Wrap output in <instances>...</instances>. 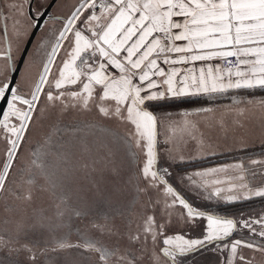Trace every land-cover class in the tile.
<instances>
[{"label":"snow or ice","instance_id":"snow-or-ice-1","mask_svg":"<svg viewBox=\"0 0 264 264\" xmlns=\"http://www.w3.org/2000/svg\"><path fill=\"white\" fill-rule=\"evenodd\" d=\"M52 6L39 0H0L8 45L0 50V99L6 101L0 107L3 210L12 213L30 203L41 187L37 177L65 202L78 174L90 178L96 171L98 161L90 162L84 140L64 139L69 129L58 119L45 127L57 110L63 114L71 108L122 128V133L103 129L124 147L127 184L134 193L130 204L115 213L136 209V219L134 229L128 220L126 243L56 240V248L83 247L96 254L94 264H186L191 253L215 245L219 264H264V210L259 215L230 211L236 203L264 201V158L181 168L192 158L179 152L178 141L195 140L205 155L216 154L211 143L205 147L204 132L193 117L214 114L217 106L176 112L162 107L231 94L223 111L245 117L250 106H259L264 112V98L239 95L264 91V0H76L62 15L49 12L38 25L44 9ZM9 20L17 52L34 28L42 30L19 78L13 75ZM235 123L246 127L239 119ZM34 129L40 139L33 142L29 135ZM24 153L27 160L21 159ZM25 175L28 179L21 183ZM104 219L92 227L121 235L119 226ZM244 231L247 238L233 239ZM19 238L18 227L9 239L0 237V248L9 253L23 249L30 264H37L33 247L16 246Z\"/></svg>","mask_w":264,"mask_h":264},{"label":"rangeland","instance_id":"rangeland-1","mask_svg":"<svg viewBox=\"0 0 264 264\" xmlns=\"http://www.w3.org/2000/svg\"><path fill=\"white\" fill-rule=\"evenodd\" d=\"M36 2V0H34ZM49 0H39L41 4H48ZM50 12H55L59 15L64 13L68 7L76 0H57ZM35 4V3H34ZM56 5H63L64 7L56 8ZM6 14V13H5ZM45 22V21H44ZM43 22V24H44ZM42 24V25H43ZM60 25L57 24L56 27ZM4 20L0 17V50L6 49V44L3 40ZM41 28L37 32L30 49L25 59L29 58V53L33 51L34 44L41 33ZM8 35L12 47V54L14 62L17 63L23 47L28 39L24 38L21 45V51H16L17 37L13 34L12 21H8ZM8 46V45H7ZM61 56L63 53L60 54ZM24 59V61H25ZM38 61L39 57H35ZM2 63V61H0ZM24 62L21 68H24ZM20 71L18 74L19 78ZM195 103L174 104L167 106L171 111H178L180 108H195ZM59 121L62 128H67L69 131L64 132V139H69L75 136L78 140L82 139L86 142L88 149V158L95 159L98 163L95 165L96 171L91 173L90 178H81L73 181L71 191L65 202H61L59 193L53 195L47 191V183L43 177H37V184L41 187L37 189V194L30 203L22 204L20 207L12 212L6 213L3 210V203L0 201V237L5 240L16 234L17 228L20 230L19 245L29 244L33 247L37 255V264H94L96 254L85 250L83 247L74 248H56V240H66L68 243L81 245L85 242V238H90L93 241L99 242L105 246H111L115 242H127L128 220H132L131 228H135V211H124L123 215H117L115 209L120 208L122 211L126 205H129L134 193L131 187L127 184V177L129 175L127 169V161L124 147L121 144L114 143L111 136L103 129H116L121 131L122 128L114 121L98 120L92 113H82L69 108L63 114L57 110V115L51 120H46L45 127L52 121ZM78 129V131H71ZM40 139L36 129L29 135L30 141H37ZM27 147V146H26ZM79 146L78 145V149ZM262 152V153H261ZM187 160L181 168H187L189 171L195 170L192 167L194 164L186 165L197 160H204L206 158H218L216 164L201 166L213 167L218 164L233 163L234 161L243 158L245 162L250 159L264 158V146L257 148H249L247 150L236 153H221V154H199L195 152L181 153ZM21 159L27 160L26 153L21 155ZM25 175L21 183L27 180ZM27 187V185H25ZM193 203H200L199 199L191 192L181 189ZM255 200V199H254ZM253 201V200H252ZM248 202V201H246ZM239 207L243 208L237 212H244L246 214L259 215L264 210V202L259 206L247 205ZM80 212L81 215L76 213ZM107 216L108 222L119 226L121 235H113L107 232L101 233L98 229L93 228L92 224H102L105 222L104 217ZM9 221L5 223V221ZM79 233H83L81 236ZM193 236L196 233H192ZM247 238V232H238L233 239ZM215 245H210L206 249H201L197 252L191 253L186 257V264H219L221 256L218 252L212 249ZM56 248L55 251L52 249ZM41 249L44 252L41 253ZM203 251V254L200 252ZM246 254L247 250H246ZM0 260L6 262L19 261L20 264H30L28 254L21 249L19 252H11L6 248H0Z\"/></svg>","mask_w":264,"mask_h":264},{"label":"crops","instance_id":"crops-1","mask_svg":"<svg viewBox=\"0 0 264 264\" xmlns=\"http://www.w3.org/2000/svg\"><path fill=\"white\" fill-rule=\"evenodd\" d=\"M62 14V12L59 13V15ZM230 95L229 97H221L211 101L207 100V98H192L196 102L195 108L206 107L209 104L217 106V111L214 114L193 117L194 120L199 121V126L204 132L205 147L208 143H211L214 145L215 153L221 154L236 153L249 148H260L264 146V133L261 130V120L264 119V112L260 110L259 106H250V110L245 117H239L234 112H225L223 111V106L231 104ZM239 95L261 99L264 98V91L241 92ZM169 105L172 106L174 104L168 102L164 103L162 107L170 110L167 107ZM237 119L244 122L246 127L243 129L240 128L235 123ZM221 121L223 122L222 125ZM178 142L180 153L195 152L204 154L201 152L195 140L187 139V143L183 141ZM245 163L247 164V161Z\"/></svg>","mask_w":264,"mask_h":264},{"label":"water","instance_id":"water-1","mask_svg":"<svg viewBox=\"0 0 264 264\" xmlns=\"http://www.w3.org/2000/svg\"><path fill=\"white\" fill-rule=\"evenodd\" d=\"M55 1L57 0H49L48 4H51L54 6V4L56 3ZM52 6V7H53ZM52 7H47L46 9H44L43 11V15H42V18H38L37 19V24L38 25H42L43 22L47 19V14L51 11ZM40 30V27H36L32 30L31 34L28 36V39L23 47V50L21 52V55L16 63V71L13 73L14 77H18V74H19V70L21 69V66L24 62V59L25 57L27 56V53L30 49V44H32L37 32ZM7 47V45H6ZM3 106H6V101L5 100H2L0 99V107H3ZM201 250V249H200ZM199 251V250H198ZM197 252V251H195ZM194 253V252H193Z\"/></svg>","mask_w":264,"mask_h":264},{"label":"trees","instance_id":"trees-1","mask_svg":"<svg viewBox=\"0 0 264 264\" xmlns=\"http://www.w3.org/2000/svg\"><path fill=\"white\" fill-rule=\"evenodd\" d=\"M187 103H196L194 99H192L191 102H187ZM262 153V152H261ZM218 158H206L204 160H197L195 162H190L186 165H191V164H194L192 167L196 168V167H201V166H207V165H212L213 163L216 164L219 160H217ZM264 201H261V200H258V199H255L253 201H248V202H240V203H236L232 206H230V211L232 212H237V211H240L242 210L243 208L239 209V207H242V206H246L248 207L247 205H251V206H259L263 203Z\"/></svg>","mask_w":264,"mask_h":264},{"label":"flooded vegetation","instance_id":"flooded-vegetation-1","mask_svg":"<svg viewBox=\"0 0 264 264\" xmlns=\"http://www.w3.org/2000/svg\"><path fill=\"white\" fill-rule=\"evenodd\" d=\"M33 3H35L34 0H33ZM234 237H235V236H234ZM200 254H203V251H201Z\"/></svg>","mask_w":264,"mask_h":264}]
</instances>
